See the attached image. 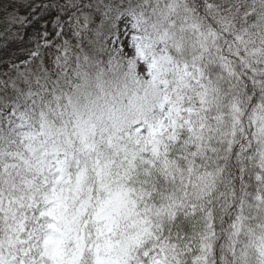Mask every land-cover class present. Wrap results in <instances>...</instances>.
Segmentation results:
<instances>
[{"label":"snow or ice","instance_id":"snow-or-ice-1","mask_svg":"<svg viewBox=\"0 0 264 264\" xmlns=\"http://www.w3.org/2000/svg\"><path fill=\"white\" fill-rule=\"evenodd\" d=\"M0 264H264V0H0Z\"/></svg>","mask_w":264,"mask_h":264}]
</instances>
